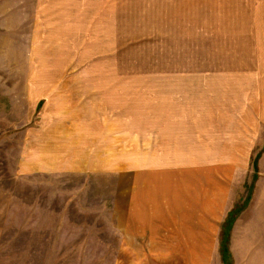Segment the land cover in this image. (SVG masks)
<instances>
[{"label": "rangeland", "instance_id": "1", "mask_svg": "<svg viewBox=\"0 0 264 264\" xmlns=\"http://www.w3.org/2000/svg\"><path fill=\"white\" fill-rule=\"evenodd\" d=\"M224 235L264 264V0H0V264H223Z\"/></svg>", "mask_w": 264, "mask_h": 264}, {"label": "crops", "instance_id": "2", "mask_svg": "<svg viewBox=\"0 0 264 264\" xmlns=\"http://www.w3.org/2000/svg\"><path fill=\"white\" fill-rule=\"evenodd\" d=\"M150 194V191L148 189V193ZM173 207H175L177 209V212H179L180 217L178 218V220H175V222H173L172 224H170L168 221H166V225L170 226H174L176 224V228H178L177 230V234L178 237L177 239H180V241H182V244L179 246H174L175 248H186L189 251L190 247H201V220L200 222H196L193 223L190 215L195 217V220L197 221V216L196 213L195 214H189L190 209L186 208L188 206V203H186L184 201V199L181 200V205H178L175 200L173 201ZM153 208H156V206L153 204ZM160 209V208H159ZM157 211H159L157 209ZM173 213V212H172ZM171 213V214H172ZM161 217V215H160ZM172 218V217H171ZM174 219V218H172ZM188 232V233H187ZM196 239V242L194 243ZM124 248L130 247L131 245H127L126 243H123ZM184 251V250H182ZM171 258H176L174 256H171Z\"/></svg>", "mask_w": 264, "mask_h": 264}, {"label": "trees", "instance_id": "3", "mask_svg": "<svg viewBox=\"0 0 264 264\" xmlns=\"http://www.w3.org/2000/svg\"><path fill=\"white\" fill-rule=\"evenodd\" d=\"M230 226V223L229 225L227 226V228H229ZM226 235L223 236V238L221 239L219 245H220V255H221V260H222V263L223 264H230V261H229V257H228V254H227V250H226Z\"/></svg>", "mask_w": 264, "mask_h": 264}]
</instances>
